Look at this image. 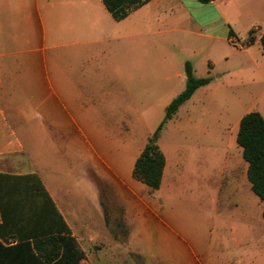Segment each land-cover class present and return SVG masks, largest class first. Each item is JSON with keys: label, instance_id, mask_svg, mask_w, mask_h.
Returning <instances> with one entry per match:
<instances>
[{"label": "rangeland", "instance_id": "rangeland-1", "mask_svg": "<svg viewBox=\"0 0 264 264\" xmlns=\"http://www.w3.org/2000/svg\"><path fill=\"white\" fill-rule=\"evenodd\" d=\"M197 4L206 9L189 6L192 13L208 15L209 7ZM238 9L236 43L244 50L173 31L156 40L147 37L139 46L129 42L131 66L122 78L121 46L110 41L99 44V66L86 76L72 77L64 62L66 95L82 99L66 104L69 112L51 101L46 110L52 119L41 125L43 109L28 105L27 112L40 117L30 116L31 131L22 137L46 184L55 196L69 195L65 202L102 226L97 186L107 235L130 238L129 253L139 257L134 264H156V257L162 264H200L206 258L234 264L244 254L252 264H264V204L248 179L232 186L246 171L235 145V121L252 110L264 115V49L245 42L252 23L264 30V0H234L229 13L237 16ZM114 22L104 23L105 29ZM102 49L109 58L104 67ZM186 60L197 76L209 75L212 82L204 87L206 94L186 101L165 121L158 143L167 163L160 188L152 189L133 177L132 165L165 119L166 106L185 87ZM50 66L53 74L52 61ZM187 106L193 109L185 113ZM253 198L258 199L254 215Z\"/></svg>", "mask_w": 264, "mask_h": 264}, {"label": "crops", "instance_id": "crops-1", "mask_svg": "<svg viewBox=\"0 0 264 264\" xmlns=\"http://www.w3.org/2000/svg\"><path fill=\"white\" fill-rule=\"evenodd\" d=\"M198 2L200 1L150 0L133 10L126 18L116 20L107 10L103 0H0V184L12 181L8 175L36 173L53 199L65 224L69 227L70 235L75 238L79 250L84 254L79 259L75 256L66 260H63L62 255H59L50 261L38 255L36 259L32 256H22L13 258L9 261L10 264H134L139 260L138 256H131L129 253L132 243L130 238H115L112 234L107 235L106 213L97 186H95L94 193L102 217V226L92 218H86L83 211L76 207L72 208L69 203L65 202V199L70 198L69 195L61 193V195L55 196L46 184L36 168L37 163L33 162L29 155L28 144L22 137L23 132L31 131L28 123L30 116L34 115L33 119L40 117L35 112L28 113L27 108L29 105L31 109H43L41 125L52 119L46 110L51 101L57 103L61 107L59 109L69 112L66 104L80 102L82 99L75 94L66 95L62 69L64 62L67 61V66L73 72L72 77L75 78L77 72L86 76L87 71L91 73L99 66L97 59L99 44L110 41L117 42L121 46L122 64L117 69L121 70L122 78L127 77L131 66L128 58L129 42H132L135 47L139 46L140 41L147 37L156 40L163 34L173 31L181 32L189 38L197 40L207 39L210 43L225 41L244 50L242 43H236L239 40V30L234 24H238V18L241 17L242 11L238 9L237 16H232L229 13L230 4L234 3V0H212L203 3L209 7L206 10L208 14L206 16H195L192 13L189 6L197 11L206 9L199 6ZM111 21L116 22H114L113 28L107 31L104 23ZM131 25L134 27L131 28ZM249 26V32L252 29L255 30L254 40L251 43L259 44L264 30L260 29L257 22ZM250 37L251 34L245 42H250ZM107 47L108 45L104 48ZM153 48L156 50V45ZM102 50L106 56L100 61V64L104 67L109 58H107V50ZM109 54L108 52V56ZM71 60L77 63H73ZM51 61L53 74L50 66ZM189 61L192 63L191 60ZM207 62L208 66L214 67L215 64L211 59H207ZM152 66L156 67L155 64ZM132 67L135 68L133 63ZM194 74L196 75L195 69ZM179 76L183 77L180 73ZM207 85L199 87L190 99L206 94L204 87ZM202 88L203 90H200ZM94 100L93 98L88 101ZM192 109V106H187L185 113L191 112ZM243 115H240L235 121V145L246 166L245 178L234 181L232 186H237V184L243 186L248 179V162L243 158L242 148L237 143L238 124H240ZM71 117L76 123L75 117L73 115ZM43 133H47L46 129L43 130ZM93 151V154L97 152L96 149ZM89 156L90 159L93 158L92 154ZM133 167L134 164L132 171ZM5 197L9 201L11 199L20 201L25 198L17 192H9ZM252 201L254 215L258 199L253 198ZM13 205L15 204L12 203V207ZM2 222L0 208V223ZM59 225L62 227V222ZM61 232L65 234V229L63 228ZM4 234L8 240L5 241L0 237L3 244L17 243V239L11 238V230H6ZM30 241L33 243L32 239ZM248 257L247 254H244L237 258L234 264H252V258L248 259ZM155 263L162 264L163 259L156 257ZM200 264H232V262L226 263L221 259L206 258L202 259Z\"/></svg>", "mask_w": 264, "mask_h": 264}, {"label": "trees", "instance_id": "trees-1", "mask_svg": "<svg viewBox=\"0 0 264 264\" xmlns=\"http://www.w3.org/2000/svg\"><path fill=\"white\" fill-rule=\"evenodd\" d=\"M149 1L103 0L107 10L116 20L126 18L133 10ZM198 1L208 3L212 0ZM254 31L252 29L250 32V42L254 40ZM260 43L264 49V33ZM185 72L187 76L185 88L166 106L165 119L148 138L134 163L133 177L152 189L160 188L166 165V155L158 143L159 133L165 121L171 119L199 87L209 84L212 80L211 76L197 77L189 60L185 61ZM237 143L242 148L243 158L248 162L247 175L252 190L264 204V115L260 111L252 110L242 116ZM8 176L12 181L0 184V208L3 219L0 223V237L8 240L4 232L11 230V238L17 239V243L5 245L0 241V264H10V260L22 256H32L36 259L38 255L48 261L59 255H62L63 260L75 256L78 259L83 257V252L79 250L75 238L70 235L69 227L39 176L36 173ZM9 192H17L25 198L20 201L12 199L9 201L5 197ZM12 203L15 204L13 207ZM262 214L264 218V208ZM61 222L62 227L59 225ZM63 228L65 234L61 232Z\"/></svg>", "mask_w": 264, "mask_h": 264}]
</instances>
